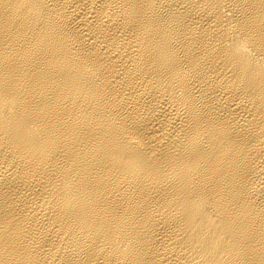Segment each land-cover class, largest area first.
Masks as SVG:
<instances>
[{
    "label": "bare ground",
    "instance_id": "1",
    "mask_svg": "<svg viewBox=\"0 0 264 264\" xmlns=\"http://www.w3.org/2000/svg\"><path fill=\"white\" fill-rule=\"evenodd\" d=\"M0 264H264V0H0Z\"/></svg>",
    "mask_w": 264,
    "mask_h": 264
}]
</instances>
